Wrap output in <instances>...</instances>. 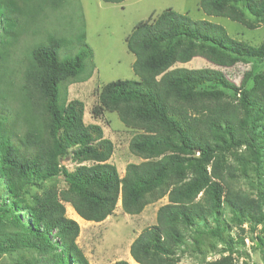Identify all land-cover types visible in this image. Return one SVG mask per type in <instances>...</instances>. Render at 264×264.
<instances>
[{
    "label": "trees",
    "instance_id": "16d2710c",
    "mask_svg": "<svg viewBox=\"0 0 264 264\" xmlns=\"http://www.w3.org/2000/svg\"><path fill=\"white\" fill-rule=\"evenodd\" d=\"M55 3L52 0L51 6ZM4 7L16 11L13 0H0V14ZM199 7L207 15L250 29L264 23V0H200ZM5 21L3 29L16 28L9 17ZM84 38L82 34V42ZM125 43L135 57L132 69L138 79L103 84L92 109L94 117L105 110L116 112L126 127L141 131L129 148L144 161L129 163L122 179L112 165L103 163L112 153V143L101 138L100 125H84L80 100L63 101L62 83L85 78L83 55L60 59L63 40L58 37L34 44L22 59L12 56L14 41L1 48L0 180L9 202L0 203V219L10 220L21 232L0 239V253L18 246L50 251L60 246L51 264H90L76 243L79 225L66 216L61 201L70 203L81 218L98 222L119 199L126 213L138 214L167 195L169 202L157 209L156 224L130 245L138 264H183L173 259L185 230L211 216V233L220 235L221 207L236 223L264 222L258 201L234 186L235 171L246 173L247 163L264 184V73L245 71L237 85L219 69L173 67L196 56L218 67L264 63V42L252 45L232 37L218 23L166 8L135 23ZM12 57L14 65L8 67ZM62 129L67 132L64 141L79 146L74 161L98 164L68 171L59 156ZM242 147L245 154L238 153ZM61 178L69 188H56L54 182ZM20 209H25L26 221L15 212ZM194 242L200 250L198 239Z\"/></svg>",
    "mask_w": 264,
    "mask_h": 264
},
{
    "label": "rangeland",
    "instance_id": "374dc122",
    "mask_svg": "<svg viewBox=\"0 0 264 264\" xmlns=\"http://www.w3.org/2000/svg\"><path fill=\"white\" fill-rule=\"evenodd\" d=\"M199 1L125 0L121 3H109L103 0H55V6H51L52 0H13L15 13L4 7L3 13L0 14V50L7 47V43L12 40L14 41L11 46V52L14 54L12 56L22 59L34 44L49 37H58L63 40V44L58 48L60 59L83 55L85 73L82 76L86 79L63 82L61 88L63 101L80 100L84 106V125L91 123L100 125L101 138L112 143V153L103 163L112 165L118 177L122 179L129 163L144 161L129 148L131 139L141 131L126 127L116 112L105 110L98 117H94L92 109L97 103V95L103 84L117 79H138L132 69L135 57L127 50L125 43V38L135 23L147 19L150 15L154 18L166 8H172L179 13H187L195 20L206 19L218 23L232 37L252 45L264 42V23H257L256 28L250 29L225 17L207 15L199 7ZM5 16L17 24L16 28L6 26L3 29V24L6 23ZM26 23H29V27L22 29L21 26L26 27ZM82 34L85 36L83 42ZM84 43L91 50L90 56ZM13 65L12 57L8 67ZM173 67L219 69L237 85L245 71L251 70L253 74L264 73V63L238 62L232 67H218L199 56L187 63H176ZM7 73H10V70L6 71L5 78L8 77ZM66 134L67 132L62 129L59 156L62 165L68 171H75L79 166L90 167L98 164L92 161H74L73 153L79 146L66 143L63 139ZM238 153L245 154L244 147L240 148ZM246 165V173L239 168L235 171L234 186L257 200L264 211V201H260L264 184L255 176L253 164ZM3 184L4 181L0 180V203L5 201L7 204L9 198L7 191L2 187ZM43 184L41 188L48 183ZM54 185L58 190L70 187L68 181L62 178L56 180ZM35 190L33 187L32 191ZM201 197L202 192L196 201ZM61 202L65 206L66 216L77 221L79 225L76 243L90 264H113L119 260L138 264L130 255V245L141 232L156 224L158 207L167 204L169 200L167 195H164L146 205L138 214L126 213L118 200L111 213L98 222L81 218L70 203ZM221 208L220 235L211 233V229L215 227L211 216L203 222L196 223L185 230L183 243L175 246L174 261L183 264H209L223 260L231 264H264V222L246 220L236 223L230 219L228 209L225 206ZM15 212L26 221L28 215L25 209ZM258 213L256 214L259 215ZM16 231L21 232L10 220L0 219V239L5 238V235H13ZM51 239L53 242L57 241L54 235ZM195 239L199 241L200 250L195 248ZM59 249L60 246L55 248V251L18 246L9 252H1L0 264H51L52 254Z\"/></svg>",
    "mask_w": 264,
    "mask_h": 264
},
{
    "label": "bare ground",
    "instance_id": "6f19581e",
    "mask_svg": "<svg viewBox=\"0 0 264 264\" xmlns=\"http://www.w3.org/2000/svg\"><path fill=\"white\" fill-rule=\"evenodd\" d=\"M120 200V199H119ZM120 203H121V201H120Z\"/></svg>",
    "mask_w": 264,
    "mask_h": 264
}]
</instances>
